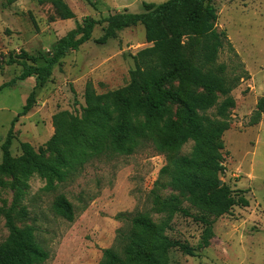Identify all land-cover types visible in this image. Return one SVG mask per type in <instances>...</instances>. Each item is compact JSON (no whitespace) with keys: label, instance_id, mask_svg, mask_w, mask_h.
Masks as SVG:
<instances>
[{"label":"rangeland","instance_id":"374dc122","mask_svg":"<svg viewBox=\"0 0 264 264\" xmlns=\"http://www.w3.org/2000/svg\"><path fill=\"white\" fill-rule=\"evenodd\" d=\"M63 1L73 12V19L62 20L50 3L16 0L8 4L0 0V85L22 70L17 64L7 65L9 58L21 52H49L84 17L100 20L123 11L141 13L143 2L160 4L167 0ZM213 4L215 28L225 33L230 44L221 50L217 63L225 65L231 77L241 72L245 77L229 94L235 106L223 117L215 108L206 116L228 127L216 141L224 168L220 182L235 196L245 198L248 205L234 207L230 214L216 219L209 238H205L203 224L173 216L165 235L188 244L195 256L173 250L168 264H264V114L257 120L255 111L258 100L264 98V0H213ZM104 27L96 26L88 42L62 58L44 87L35 92L32 109L14 125L13 156L20 155L22 142L49 156L45 144L53 134L52 116L60 111L80 115L86 83H91L97 94H106L122 90L130 82L131 71L141 82L148 77L153 46L145 42L143 27L123 29L114 39L98 45L95 40L102 36ZM176 86L174 81L167 84L173 89ZM33 87L34 79L29 78L0 92V146ZM223 100L219 98L218 103ZM192 146L189 142L180 154L188 155ZM165 165L166 158L145 143L130 156L90 161L67 182L55 184L53 190H46L45 179L33 176L19 185L18 198L12 178L0 175V243L9 233L4 217L9 211L13 225L19 230L32 228L37 242L48 252L49 259L43 264H99L102 250L121 251L118 237L128 229V222L117 219L118 215L145 214L154 222L166 219L153 211L155 195L177 197L182 207L198 215L187 197L160 177ZM157 182L166 187L160 188ZM57 197L71 204L72 222L55 214L52 206Z\"/></svg>","mask_w":264,"mask_h":264},{"label":"trees","instance_id":"16d2710c","mask_svg":"<svg viewBox=\"0 0 264 264\" xmlns=\"http://www.w3.org/2000/svg\"><path fill=\"white\" fill-rule=\"evenodd\" d=\"M15 1L7 0L8 4ZM37 2L50 3L62 20L75 17L63 0ZM141 7V13L123 11L100 20L84 17L49 52L38 51L34 55L21 52L9 58L7 65L17 64L22 70L0 85L1 92L19 81L34 79L32 91L0 146V175L12 178L16 198L21 195L19 185L33 176L45 179L46 190H53L55 184L67 182L90 161L105 156H130L147 143L166 158L160 177L167 180V186L185 195L198 212L197 216L191 214L177 197L162 199L155 195L153 211L166 219L154 222L145 214L118 215L117 219L125 218L128 222V229L118 237L121 251L102 250L99 264H168L173 250L194 257L192 247L165 235L173 216L203 224L205 238H209L216 219L230 214L234 207L248 205L245 198L235 196L227 185H219L224 168L216 141L228 127L206 116L207 111L215 108L217 115L223 117L233 108L235 102L229 94L245 77L243 72L231 77L227 67L217 63L221 50L230 44L225 33L215 28L217 13L213 0L143 2ZM103 24V34L95 40L98 45L114 39L123 29L143 27L145 42L153 46L148 77L141 82L136 72L131 71L130 82L122 90L106 94H97L93 85L86 83L80 115L60 111L52 116L53 134L45 144L49 156L35 151L26 142L20 143V155L13 156L10 148L14 125L32 109L35 92L44 87L61 59L78 51L91 39L94 28ZM172 81L177 84L176 89L167 87ZM219 98H224L220 104ZM255 111L258 120L264 114V98L258 100ZM189 142L193 143L191 152L181 155ZM156 185L166 187L164 183ZM52 207L56 215L73 221V208L64 197H57ZM4 217L9 233L0 243V264L45 263L49 254L37 242L33 229H17L9 211Z\"/></svg>","mask_w":264,"mask_h":264},{"label":"water","instance_id":"95a60500","mask_svg":"<svg viewBox=\"0 0 264 264\" xmlns=\"http://www.w3.org/2000/svg\"><path fill=\"white\" fill-rule=\"evenodd\" d=\"M219 185H222V182H219Z\"/></svg>","mask_w":264,"mask_h":264}]
</instances>
